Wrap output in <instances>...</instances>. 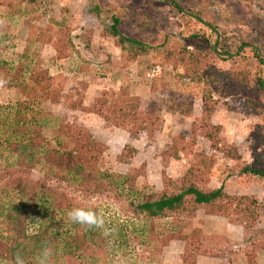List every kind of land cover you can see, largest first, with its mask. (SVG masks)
<instances>
[{
  "label": "rangeland",
  "instance_id": "rangeland-1",
  "mask_svg": "<svg viewBox=\"0 0 264 264\" xmlns=\"http://www.w3.org/2000/svg\"><path fill=\"white\" fill-rule=\"evenodd\" d=\"M90 1L112 10L121 19L119 33L147 43L150 53L137 63L124 61L114 39L104 31L111 21H97L84 11ZM0 21V79L6 81L0 87V139L6 135L4 123H11L19 108L31 124L26 138H41L44 148L56 147L60 127L84 128L105 146L97 164L100 173L135 177L133 189L120 186L117 191L108 189L99 194L68 183L48 182L70 205L55 218L50 217V207L46 215L50 227L58 226H54L60 235L55 239L57 256H61L63 239L76 226L66 213L74 207H90L104 214L116 228V235L104 238L99 230H92L94 235L85 240L86 251L70 264H192L187 262L202 252L218 264H247V255L255 256L256 264H264V180L239 173L243 166L258 164L259 156H264V97L254 89L235 90L220 99L208 118L202 113L201 99L208 92L206 86L186 80L178 85L179 73L166 59L168 51L196 49L203 44L202 34L211 45L226 36L230 38L226 48L230 57L219 58L215 70H245L252 82L264 78V65L259 61L264 59V0H0ZM58 48L63 49L61 56ZM18 65L22 75L13 82ZM33 74L43 77L45 91L30 81ZM100 97L109 102L143 101L145 106L161 109L158 124L131 138L93 113ZM247 98L258 101V114L244 108ZM167 102L179 103L183 111L188 109L187 114L167 112ZM216 132L212 140L206 137ZM213 145L235 150L239 160L223 158ZM124 147H132L135 153L130 158L121 157ZM190 153L193 161L202 160L201 186L217 189L223 185L237 208L231 207L233 211L227 216L210 218L214 231L220 234L208 248L196 250L178 240L162 247L171 235H189L194 229L204 234L209 215L199 210L192 216L149 220L137 215L134 208L142 196L160 193L165 179L179 181L190 166ZM14 160L15 155L0 146V174L7 165H11L10 172L15 171ZM43 173L37 167L29 177L42 180ZM0 191L4 192L0 204H24L23 193L7 179L0 180ZM250 198L255 205L250 204ZM256 206V217L248 218ZM30 218H36L32 211L28 213V233L41 222H30ZM228 224L229 232H222ZM109 239L114 242L110 244ZM52 264L67 261L62 255Z\"/></svg>",
  "mask_w": 264,
  "mask_h": 264
},
{
  "label": "trees",
  "instance_id": "trees-1",
  "mask_svg": "<svg viewBox=\"0 0 264 264\" xmlns=\"http://www.w3.org/2000/svg\"><path fill=\"white\" fill-rule=\"evenodd\" d=\"M84 11L94 15L97 21L103 22V18L111 21L112 25L104 31L114 39V46L120 50L124 61L137 63L150 53L152 48L147 43L127 38L119 33L118 25L121 19L112 10L102 8L98 3L90 1L85 5ZM202 37L203 44H198L193 51L185 48L177 52L168 51L166 59L173 63V69L179 73L178 85H184L187 81L190 84L206 86L208 92L205 91L201 98L202 113L205 116L210 118L220 103V99L231 95L235 90L254 89L264 97V78L257 77L252 82L250 74L245 70L224 72L215 70V64L219 58L226 60L230 57V52L226 49L227 43L230 42L229 37H220V41L222 40L220 45H218L219 40H216L215 45H211L209 38L203 34ZM195 38L199 36L195 35ZM88 47L86 45V48ZM57 52L61 56L63 49L58 48ZM259 61L264 65V59H259ZM180 70H183V73H180ZM14 71L15 75L11 79L17 82L22 75L21 66L18 65ZM183 80L186 81L183 82ZM30 81L35 87H40L41 91H45L47 86L41 85L43 77L33 74L30 75ZM257 103L256 99L247 98L243 105L244 108H249L258 114ZM96 105L94 104L93 108L94 114L101 117L109 126L126 131L131 138H137L141 133L157 126L158 113L161 110L150 105L145 106L143 101L109 102L104 97L97 98ZM165 108L171 114L185 115L188 112L187 108L183 111L177 102L170 104L167 102ZM28 118L25 111L21 113L19 108L15 109L12 122L4 123L3 132L6 135L0 139V146L5 147L7 153L15 155L12 164V166L15 165V171L10 172L8 168H11V165L10 167L7 165L4 172L0 174V180L10 181L15 189L23 193L25 200L24 204L13 207L0 204V264L12 262L17 254L24 258L26 264H36L37 254L45 243L54 249L53 261H57L63 255L65 262L70 264L72 259L81 256L80 252L86 251L85 240L89 238L87 236H93L94 233H91L92 230L76 225L72 233L63 239L64 245L59 254L61 256H57L58 241L56 242L55 239L57 240L56 237L60 235L55 231L54 226L56 228L58 226L55 223L50 227L48 224L50 218H46V215L49 207L50 217L55 218V215L64 214L70 205L66 204L64 194L48 182L54 180L58 183H68L81 190L99 194L108 189L117 191L120 186L133 189L135 177L128 174L115 178L107 173H100L97 164L104 153L105 146L94 140L84 128L74 129L69 125L60 127L56 136V147L44 148L41 138L36 139L31 136L26 138L31 128ZM214 135L216 136L217 132L212 135L208 134L206 137L212 140ZM212 147L223 153V158L239 160L235 150L225 151L222 147L217 149V145ZM134 153L135 150L132 147H124L121 157L130 158ZM189 156L191 157L190 166L186 174L177 182L165 179V188L160 193L142 196V200L134 208L137 215L153 220L170 215L192 216L197 211L203 210L209 216H227L229 211H233L231 207L237 208L236 205L232 206L233 198L224 192L223 185L217 189H204L201 186L202 160L193 161L194 154L190 153ZM259 158L257 159L258 164L245 165L239 173L264 180V156H259ZM125 160L123 161L126 162ZM37 167L44 171V178L36 181L32 180L29 175ZM170 188L172 190L168 192ZM1 195H4L3 191H0V200ZM249 200H251V205L256 204L255 200L251 198ZM258 207L251 208L249 213L252 217L248 218L256 217ZM29 211H32L34 216L41 221L32 233H28L27 229ZM171 240L182 241L186 247L191 246L198 250L202 247L208 248L207 246L216 241L217 237L203 235L200 230L194 229L189 235L181 233L171 235L162 242V247H165ZM246 259L247 264H256L255 256L247 255ZM195 261L196 257L187 263Z\"/></svg>",
  "mask_w": 264,
  "mask_h": 264
},
{
  "label": "clouds",
  "instance_id": "clouds-1",
  "mask_svg": "<svg viewBox=\"0 0 264 264\" xmlns=\"http://www.w3.org/2000/svg\"><path fill=\"white\" fill-rule=\"evenodd\" d=\"M2 23L3 21H0V24ZM5 83V80L0 79V87ZM80 198L82 199V196ZM66 215L71 223L80 225L86 230H99L101 236L104 238H114L116 235V228L109 225L104 214L90 207H74L70 209ZM33 219L39 223V218H30V222L33 221ZM113 242V239H109L110 244ZM53 257L54 249L45 243L37 254L36 264H52ZM11 264H26V262L21 255L17 254Z\"/></svg>",
  "mask_w": 264,
  "mask_h": 264
},
{
  "label": "crops",
  "instance_id": "crops-1",
  "mask_svg": "<svg viewBox=\"0 0 264 264\" xmlns=\"http://www.w3.org/2000/svg\"><path fill=\"white\" fill-rule=\"evenodd\" d=\"M210 218H213V216H207L208 220L204 221L206 224H205V226H203V229L205 230L203 235H206V236H217L220 233L217 230L214 231V227H213L212 221H209ZM207 222H208V224H207ZM229 226L230 225L228 224V226L224 225V228L221 227V228H223L222 232L224 230V231H226V233H228L229 232ZM239 228L241 229V227H239ZM241 235H242V233H241ZM183 244H185V243L183 242ZM243 257H245L244 254H243ZM192 264H218V263H216L212 257H210V256H208L207 254L204 253V254H201V255H197L196 256V261L194 263H192Z\"/></svg>",
  "mask_w": 264,
  "mask_h": 264
}]
</instances>
